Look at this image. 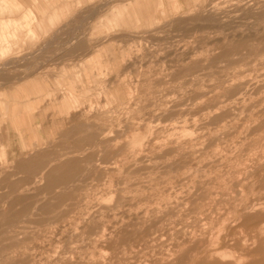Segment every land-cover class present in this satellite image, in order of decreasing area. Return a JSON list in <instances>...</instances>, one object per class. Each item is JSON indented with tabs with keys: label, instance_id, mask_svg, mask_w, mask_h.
Returning a JSON list of instances; mask_svg holds the SVG:
<instances>
[{
	"label": "rangeland",
	"instance_id": "374dc122",
	"mask_svg": "<svg viewBox=\"0 0 264 264\" xmlns=\"http://www.w3.org/2000/svg\"><path fill=\"white\" fill-rule=\"evenodd\" d=\"M0 20V264H264V0Z\"/></svg>",
	"mask_w": 264,
	"mask_h": 264
},
{
	"label": "crops",
	"instance_id": "0c3cea01",
	"mask_svg": "<svg viewBox=\"0 0 264 264\" xmlns=\"http://www.w3.org/2000/svg\"><path fill=\"white\" fill-rule=\"evenodd\" d=\"M9 18V17H8ZM11 18V17H10ZM54 18H57V17H50V20L54 19ZM9 20H12V19H9ZM2 22V20H0V23ZM15 22V21H14ZM25 22V21H24ZM28 23V21H27ZM29 27V26H28ZM14 29L12 30L11 32V37L17 32L18 28L16 27V23H15V27H13Z\"/></svg>",
	"mask_w": 264,
	"mask_h": 264
},
{
	"label": "bare ground",
	"instance_id": "6f19581e",
	"mask_svg": "<svg viewBox=\"0 0 264 264\" xmlns=\"http://www.w3.org/2000/svg\"><path fill=\"white\" fill-rule=\"evenodd\" d=\"M263 149H264V148H263ZM258 202H259V201H258ZM254 203H255V202H254ZM251 204H252V203H251ZM254 215H255V214H254ZM257 225H258V224H257ZM260 225H261V224H260ZM254 227H256V226L254 225ZM254 227H253V228H254ZM261 229H262V228H261ZM261 229H259V230H261ZM263 229H264V227H263ZM256 230H257V229H256ZM257 231H258V230H257ZM255 232H256V231H255ZM258 232H259V231H258ZM257 234H258L257 236H260L259 233H257ZM252 238H253V237H252ZM254 239H255V238H254ZM243 240H245V238H244ZM247 241H248V240H247ZM247 241H245V242H247ZM249 241H250V240H249ZM249 241H248V242H249ZM242 243H243V242H242ZM249 246H250V245H249Z\"/></svg>",
	"mask_w": 264,
	"mask_h": 264
}]
</instances>
